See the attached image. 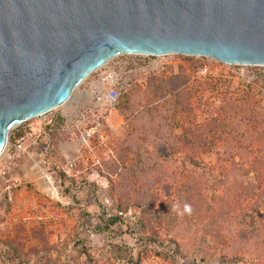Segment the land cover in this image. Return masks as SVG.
Masks as SVG:
<instances>
[{
	"label": "rangeland",
	"instance_id": "obj_1",
	"mask_svg": "<svg viewBox=\"0 0 264 264\" xmlns=\"http://www.w3.org/2000/svg\"><path fill=\"white\" fill-rule=\"evenodd\" d=\"M138 63L105 140L78 123L96 72L21 126L40 137L0 198V264H264V66Z\"/></svg>",
	"mask_w": 264,
	"mask_h": 264
},
{
	"label": "water",
	"instance_id": "obj_2",
	"mask_svg": "<svg viewBox=\"0 0 264 264\" xmlns=\"http://www.w3.org/2000/svg\"><path fill=\"white\" fill-rule=\"evenodd\" d=\"M125 54L264 66V0H0V155Z\"/></svg>",
	"mask_w": 264,
	"mask_h": 264
},
{
	"label": "built area",
	"instance_id": "obj_3",
	"mask_svg": "<svg viewBox=\"0 0 264 264\" xmlns=\"http://www.w3.org/2000/svg\"><path fill=\"white\" fill-rule=\"evenodd\" d=\"M151 57L155 58L160 56L142 54L120 55L93 71L97 73L96 82L93 81L91 83L94 94L92 99L93 103L78 114V123L84 124L86 127L90 125L89 132L86 130L88 136L98 133L100 140L103 141L106 139L107 132L105 127L109 114L119 104L123 87L129 80V75L126 71L127 67L133 65L136 67L139 66L137 67L139 71L143 69L146 71L152 70L153 67L140 66L138 63L145 58ZM204 71L206 72L207 68ZM54 122L55 118L51 117L48 125H52ZM24 123L12 128L8 136L7 145L0 155V198L9 202H12L15 193L23 188L22 183L15 179L12 174L15 168L30 155V148L37 145L40 137V135H36L33 132L22 130L21 126Z\"/></svg>",
	"mask_w": 264,
	"mask_h": 264
},
{
	"label": "trees",
	"instance_id": "obj_4",
	"mask_svg": "<svg viewBox=\"0 0 264 264\" xmlns=\"http://www.w3.org/2000/svg\"><path fill=\"white\" fill-rule=\"evenodd\" d=\"M117 221H118V219L116 218V219H114L112 221V223H116ZM126 249H127V251H129L128 250L129 248H126ZM124 262H126L127 264H142L140 258L139 257H136L135 258L133 256V254L130 253V252L125 253V255H124Z\"/></svg>",
	"mask_w": 264,
	"mask_h": 264
},
{
	"label": "crops",
	"instance_id": "obj_5",
	"mask_svg": "<svg viewBox=\"0 0 264 264\" xmlns=\"http://www.w3.org/2000/svg\"><path fill=\"white\" fill-rule=\"evenodd\" d=\"M114 118H115V117L112 115V116H110L108 119H114ZM19 165H20V164H19ZM19 165H18V166H19ZM18 166H17V167H18ZM17 167H16V168H17ZM16 168H15V169H16ZM14 171H15V170H14Z\"/></svg>",
	"mask_w": 264,
	"mask_h": 264
}]
</instances>
